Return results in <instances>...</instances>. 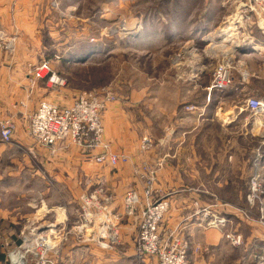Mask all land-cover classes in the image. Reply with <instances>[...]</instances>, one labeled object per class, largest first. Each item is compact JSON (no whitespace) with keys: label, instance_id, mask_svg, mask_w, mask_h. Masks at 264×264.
Instances as JSON below:
<instances>
[{"label":"rangeland","instance_id":"374dc122","mask_svg":"<svg viewBox=\"0 0 264 264\" xmlns=\"http://www.w3.org/2000/svg\"><path fill=\"white\" fill-rule=\"evenodd\" d=\"M52 1L41 0L36 7L30 0H0V56L3 62H12L15 67H21L18 73L23 77L25 76V82L30 86L28 94L32 92V89L36 85L40 84L41 89H44L46 92L45 96L48 97L44 101L69 107L75 97L81 94L108 91L115 98L114 102L107 107L108 110L113 105L119 103H130L133 94L149 93L153 96L152 99L154 100V94L158 93L164 98V101H162L163 106L170 109V101H174L176 93L177 95L179 93L180 96L186 93V85L183 84L187 81L184 80L193 75L195 78L193 87L196 89V101L194 102L199 103V105L185 106L187 111H193L194 107H202V101L197 94L202 93L203 88L209 89L216 96L215 101H211V109H245V103L248 98H257L264 101V56L261 58L258 54H255V50H263L260 48L253 49V47L258 46L264 48V3L262 1H258L257 3L253 1V4H255L252 6L254 11L248 9L250 13H247V9L240 10L241 4H246L247 0H238V3L234 4V6H228V10L225 12L227 15L224 19L210 27V30L205 33V36L203 35L202 39L193 37L192 40H185V38L179 36L183 32L182 29H184V27H179V22H175V28H171V25L173 26L177 18V14H180L181 10L186 8L185 2L187 3V1L182 3L183 0H137L134 4L127 3L107 8L103 4L105 0H89L79 7L75 6L77 9L73 11V14H71L73 9L68 11L69 8H66L67 6L63 4L61 5L59 0ZM56 3L59 5V8L55 7ZM248 6L251 7L249 4ZM239 15L242 17V21L236 20L233 25L236 30L233 28L229 32V34L235 33L233 41L238 42L237 46H239H236L237 48L232 56V81L224 92H217L211 90V86L214 74L223 61L220 58V54L225 52L224 47L227 45L223 42L222 37L225 36V29L232 27L229 25L232 21L229 22L228 18L233 19L237 16L239 17ZM103 16L111 20L107 23L105 21L102 22L103 20L100 17L103 18ZM141 18H143L141 20L142 28L139 24L135 25V27L136 20ZM155 21L160 22L164 32L163 36L166 42L162 44V47L157 49V51L154 48V45L159 40V38L154 37V34L146 36L147 47L139 45L138 41L136 43L132 41L138 38L141 29H144L145 26V30L156 29ZM204 23V21L196 20L195 22H189V25L202 26ZM123 26L130 28L134 26L135 29L139 26L140 29L133 31L132 35L125 36L124 32L126 33V31H131L134 28H127L123 31ZM49 28L54 30L52 38L48 37ZM172 30L174 31L173 35H175L173 38H171ZM65 33L70 35L66 36ZM61 44L62 46H60ZM214 44L216 45L217 53L215 54V51H213L209 54L210 51L208 49L210 45L213 47ZM50 45L51 48H49ZM65 49L70 51V55L69 57L66 56V59L61 57ZM94 53L99 55V57L89 60L90 54ZM246 53L248 55L252 53L251 55L255 57L252 59L248 57L245 63L240 60V56H244ZM27 61L35 62L38 65L45 61L49 62L53 71L65 79V87L61 90H54L47 88L44 82H37L35 84L32 76L35 65L27 66L25 64ZM4 64L7 66V63L4 62ZM240 64L243 66H240ZM7 68L9 67L7 66ZM238 77L242 81L236 85L234 79ZM18 86H3V95L10 93L12 90L14 96L19 97V99L22 98L24 86ZM224 96L228 100V103L226 102L222 105V101L220 100ZM21 100L24 103H20ZM18 101L20 104H16V109L19 107V112L5 116L0 122V128L1 124H5L6 122L14 124L15 131L13 138L9 143H6L2 141L0 134V144H12L17 139L14 136L18 129L17 121H21L19 120V115L24 118L25 113H31V97H24ZM150 104L155 103L152 101ZM253 118L256 119L254 116ZM259 118H264V115ZM153 120V117H146V120L143 119L142 122L148 131L147 135L142 139L141 145L143 147L144 139H149L152 142L150 149H142L144 152L151 151L154 146L155 124ZM162 120L165 126H169L168 132H170V117L163 118ZM26 133L31 138L29 135V122ZM72 147L77 148L80 154H83L82 150L72 143L63 146L64 151L68 152ZM252 149H254L253 146ZM256 154L260 158L257 163L259 168L256 171L254 170L243 181L241 191L244 196H236L233 194V191H227V195L224 196L204 198V205L198 200L193 202L194 208H211L212 212L216 211L225 217L230 222V226L226 227L225 232L234 233L237 230V234L243 236V241L246 238H250L251 231L253 230L251 224L256 223L260 225L259 222L264 221V193L254 195L251 192V184L256 175H259L260 182L258 184H262V189L264 190V159L262 158L264 154L255 153V156ZM244 155L246 157L252 155L250 147L244 152ZM36 158L33 153H28L24 149H4L0 151V170L5 171L6 177H9V173H16L21 168L24 174L27 173V160L30 161L31 165L37 161ZM74 167L71 166L68 170L72 172L74 171ZM93 167V172H99L100 176L108 172L110 168L108 166H98L94 163ZM6 177L5 181L10 185L12 182H8L9 179H6ZM102 178H99L98 184H91V181L84 184L82 192L75 191V187H73L74 183L73 185L68 183L66 195L68 213L64 214L65 218L61 215V219L64 220L62 221L63 225L66 222L67 226L69 223L71 224L68 231L75 226L81 219V216H84L83 208H88L84 200L91 192L98 189L103 190V193L93 202L95 204L92 206L93 208L104 206L111 208V205L114 204V197L109 191L107 182ZM47 182L38 176V179L34 182L35 186L26 187L25 183L27 182L25 180L22 183H18L17 180L15 182L16 186L13 187L12 193L9 194L16 197L20 191L23 196L28 192L30 194L27 196L28 199L34 197V201L37 202H35V208H28L25 205L21 208H0L5 210L4 214H0V244L3 242L4 248L0 250V256H5L4 264H10V255L18 249H20L22 254L26 253L20 247L24 245V238L30 240L34 229L38 230V235H42L48 239L49 246L48 248L46 245V248L43 247L44 245L37 246L36 248L34 245L29 247L30 249L35 248L34 252L38 255V257L33 258V264H43L42 255L46 258V264H93L96 258L92 260V258H89V255L92 253L91 251L94 247L100 253H109V256L113 254L114 264H134L140 260L139 258L141 257L137 253L136 245H126L121 240L119 244L105 245L102 240H99L100 244L97 246L89 244L80 246L78 249H81L82 252L79 253L80 256L78 258L77 254L71 257L72 260L67 258L63 261L61 253L65 246L62 245L64 242L61 245L59 243V239L63 235L62 232L56 233L54 237L48 235L50 230L61 231L62 228L54 224L56 223L54 221V213L45 216L46 213H50L49 208H42L43 199L41 192L46 191L45 184ZM30 183L29 181L28 184ZM58 198L57 191L50 193L52 205L58 201ZM109 199L110 202H107ZM159 199L168 200L167 197H154V200ZM6 200L9 203L14 201L10 196ZM114 213L112 211V216L108 220L119 230V237L122 238L121 236H124V232L121 226H126L128 223L127 219L129 218L123 214L118 215L117 211ZM29 215L33 218L37 215L38 220L34 222H31V220L29 222L26 219ZM42 215H44L45 219ZM4 218L16 219L17 221L14 222L16 225L10 223V220H4ZM55 226V229H51ZM103 227L104 224L99 225L98 223V226L93 231V236H103ZM5 232L13 234L7 237L9 241L13 239V243L4 238ZM136 233L137 231L134 232L132 237L133 243ZM90 234L91 232L88 233L89 236ZM75 236L74 233H70L68 238ZM68 247L71 248V246ZM128 252L136 254L138 258L134 256L136 260L133 262L125 256V253Z\"/></svg>","mask_w":264,"mask_h":264},{"label":"crops","instance_id":"0c3cea01","mask_svg":"<svg viewBox=\"0 0 264 264\" xmlns=\"http://www.w3.org/2000/svg\"><path fill=\"white\" fill-rule=\"evenodd\" d=\"M40 1L30 0L36 7ZM59 1L61 5L63 4L67 6L66 8H69L68 11L73 9L71 13L73 14V11L77 9L76 7L83 5L89 0ZM136 1L105 0L103 4L108 8L127 3L134 4ZM184 1H187V3L185 2L186 8H183L184 10L177 14V18L171 28H175V22H179V27H184L182 29L183 32L179 36L185 38V40H192L193 37L202 39L206 35L205 33L210 30V27L224 19L227 15L225 12L228 10V6H234V4L238 3V0H183L182 3ZM36 7L34 8L37 9ZM104 17L106 16L100 17L103 20L102 22L105 21L107 23L111 20ZM142 19L136 20L134 26L139 24L142 28ZM196 20L207 23L202 26L189 25V22H195ZM155 23L156 29L145 30V26L144 29H141L138 38L132 41L134 43L138 41L139 45L147 47L146 36L154 34V37L159 38L154 45L157 51L166 41L164 40V32L160 22L155 21ZM53 32L54 30L49 28L48 37L52 38ZM173 33L174 31L172 30L171 38L175 37ZM67 35L70 34L67 33ZM49 48H51V45ZM262 49L263 52H258L261 58L264 56V48ZM63 51L64 53H62L61 57L66 59L65 57H69L70 51L68 49ZM95 57H99V55L96 53L90 54L88 59H94ZM248 57L252 59L255 56L251 55ZM248 57L241 55L240 60L246 63ZM4 62L7 63L9 68ZM4 62L0 56V122L5 116L19 112V107L16 109V104L24 103L26 98L23 99L24 101L21 100L20 103H18V100L24 97H31L32 103L31 105L29 104L31 113H25L24 118L19 115V120L21 121H17L18 129L14 136L17 139L12 144H0V151L8 148L24 149L28 153H33L37 157V161L30 165V161L27 160V173L24 174L22 168H18L19 170L16 173H9V177H6L5 171L0 170V208H21L24 205L28 208H35L36 201H34V197L28 199L27 196L30 195L28 192L23 196L20 191L16 197L9 194L12 193L11 190L16 186L15 182L17 180L18 183H22L25 180L27 182L25 183L26 187L35 186L34 182L40 176L41 179L48 181L45 184L46 191L41 192L43 199L42 208H49L50 211L45 216L54 213V221L56 222L54 224L64 229V234L68 232L71 226L70 223L67 226V222L63 225L62 221L64 220L61 219V215L65 218L64 214L68 213V208H66L68 183L71 185L74 183L75 191L82 192L84 184L89 181H91V184H96L99 178L103 177L102 179L107 182L109 191L115 200L110 210L115 213L117 211L118 215H122L124 196L129 190L137 191L140 196H143L144 180L135 172V169L147 166L156 170L155 197H167L171 203L163 228L177 230L190 244L188 264H258L257 257L264 254V228L262 226L256 223L251 224L253 230L250 238L244 239L242 246L234 247L224 238L221 232L204 227L201 216L196 214L198 210L194 208L193 202L198 200L204 205V198L224 196L227 195V191H233L236 196H244L241 191L243 181L254 170L256 171L259 168L257 163L260 158L257 157V154L255 156V153L264 154V118L254 119L251 112L245 109H211V101H215L216 96L205 88L202 89V93L197 94L202 101V107H194L193 111H187L185 106L199 105V103L194 102L196 101V89L193 87L195 79L193 75V78L190 76L184 80L187 81L183 84L186 85V93L181 94V96L176 93L174 101H170V109L163 106L162 101H164V98L158 93L154 94V100L149 93L133 94L130 103L124 102L123 104L113 105L103 115L106 141L111 144L115 153L129 157L130 162L116 168L110 167L108 172L100 176L99 172H93V163L87 161L86 157L80 154L77 148L72 147L68 152L64 151V147L53 153L50 148L37 145L28 136L26 132L29 117L36 112L40 101H44L48 97L45 96L46 92L41 89L40 84L36 85L32 92L28 94L30 86L25 82V76L23 77L18 73L21 67H15L12 62ZM25 64L27 66L38 65L31 61H27ZM3 73L5 74L2 75ZM234 81L237 85L242 80L238 77ZM15 85H19L18 87L20 85L24 86L23 93L26 96L23 94L21 95L23 97L19 99V97L14 96L12 90L10 93L3 95V86ZM152 101L155 104L151 105L150 102ZM220 101L224 105L228 100L224 96ZM146 117H153L155 124L154 146L149 152H144L141 145L142 139L147 135L148 131L142 123L143 119L146 120ZM169 117L171 122L170 132H168L169 126L166 125V128L162 120ZM260 121L262 125H260ZM252 146L254 149H252ZM249 147L252 155L246 157L244 152ZM262 158L264 159V155ZM71 166H75L72 172L68 170ZM5 177L9 179L8 182H12L10 185L5 181ZM29 181L31 182L30 184H28ZM52 191H57L59 197L54 205L51 204L52 199H50ZM8 196L12 197L14 201L9 203L6 200ZM209 209L211 210V208ZM4 213L5 210L0 209V214ZM37 215L34 218L32 217L33 214L32 216L29 215L26 219L29 222L31 220V222H34L38 220ZM42 216L45 219L44 215ZM4 220H10L13 225H16L14 222L17 221L13 218H4ZM127 221L126 226H121L124 236L122 235L120 240L126 245H136L135 239L134 243L132 240L136 231L134 226H132L134 220L127 219ZM4 234V238L7 241H9L7 237L13 235L11 233L7 234V232ZM87 239L89 238H85L82 241L77 236L72 238L67 236L66 241L62 244L65 246L61 253L62 260L71 259L72 256L77 254L78 258L80 256L79 253L82 252L78 248L83 244L91 246L100 244L98 238L94 240ZM10 241L11 243L14 242L13 239H10ZM68 246H71V248ZM72 248L74 250L71 251ZM1 249H4L3 242L0 244ZM91 252L89 258H92V260L96 258L93 264H114L113 254L109 256V253H100L96 247ZM125 256L133 262L136 260V258L134 259L136 254L132 252L125 253ZM139 259L134 264H158L154 258ZM4 260L5 256H0V264H4Z\"/></svg>","mask_w":264,"mask_h":264},{"label":"built area","instance_id":"2783aa9c","mask_svg":"<svg viewBox=\"0 0 264 264\" xmlns=\"http://www.w3.org/2000/svg\"><path fill=\"white\" fill-rule=\"evenodd\" d=\"M253 1L255 3L258 1L264 3V0H247L246 4H241L240 10L247 9V13H250L248 9L254 11L252 6L255 4H253ZM55 7L59 8V5L56 3ZM131 28H134V26ZM139 29L140 27L138 26L137 29L134 28L133 30L138 31ZM247 56L248 54L244 55V57ZM231 70L232 61L224 62L223 60L214 74L211 90L224 92L232 81ZM32 76L35 84L44 82L47 88L50 89L61 90L66 85L65 79L53 71L47 61L35 66ZM114 100L113 94L104 91L81 94L75 97L69 107L42 101L36 112L29 118V135L37 144L50 148L53 153L63 148L66 144L72 143L82 150L87 161L98 166L116 168L120 165H126L130 162V158L113 152L111 144L105 139L103 114ZM245 110L250 111L256 118L262 117L264 115V101L257 98H248L245 103ZM0 129L2 141L9 143L15 131L14 124L6 122L1 124ZM151 147L152 142L149 139H144L142 149L148 150ZM135 172L144 180L143 196H140L137 191L129 190L124 196L123 215L134 220V228L137 231L135 244L138 255L141 258H154L158 264H188L189 242L177 230L163 228L171 203L166 199L154 200L156 170L143 166L136 168ZM259 179V175L254 176L251 184V192L254 195L264 193L262 184H258L260 182ZM102 193L103 190L98 189L85 197L84 201L88 208H83L84 216H81V219L70 231L63 234L64 229L61 231L50 230V237L62 232L63 235H59L61 236L60 245L66 241L70 233H74L82 241L85 238L90 240L98 238L105 245L119 244V230L108 220L112 214L110 208L107 206L92 207L95 205L93 202ZM107 202H110V199ZM197 210L196 214L201 216L205 228L218 230L234 247L242 246V235L236 232H225L226 227L230 226V222L225 217L216 211L212 212L209 208H197ZM98 223L99 225L104 224L102 228L104 234L96 237L93 236V231L98 226ZM259 223L264 228V221ZM55 228L56 226L51 229ZM90 232L89 236L88 233ZM38 233V230L34 229L30 240L24 238V245L20 248L25 250L26 253L22 254L20 249L16 250L15 253L10 255V264H33V258L38 257L34 252L35 248L40 245H44L43 247L46 245L48 248V239L38 235ZM33 245L35 248L30 249L29 247ZM15 259H18V262ZM42 260L43 264L47 263L43 255ZM257 260L258 264H264V254L258 256Z\"/></svg>","mask_w":264,"mask_h":264},{"label":"bare ground","instance_id":"6f19581e","mask_svg":"<svg viewBox=\"0 0 264 264\" xmlns=\"http://www.w3.org/2000/svg\"><path fill=\"white\" fill-rule=\"evenodd\" d=\"M228 20H229V22L230 21H232L231 22V24H229L230 26H232L231 28L229 27V28H226L225 29V36L224 37H222V39H223V42L224 43H226L227 45L224 47V49H225V52L224 53H222V54H220V58H222L223 60H224V62H231L232 61V56H233V52H235V49L237 48V47H239V46H237L238 45V42H235V41H233V37L235 36V33H233V34H229V32L231 31V30H233V28H234V30H236L235 29V27H233V25H234V22L236 21V20H241L242 21V17H240V15H239V17L237 16V17H235V18H233V19H231V18H228ZM127 28H130V27H125V26H123V31H125ZM133 31H135V30H131V31H126V33L124 32V35L126 36V35H132L131 33H133ZM224 31V30H223ZM221 32H222V30H221ZM112 34H113V32H112ZM128 35V36H129ZM214 43V42H213ZM237 46V47H236ZM257 48H260V49H262L261 47H255V48H253L254 50L255 49H257ZM216 49V50H215ZM263 50V49H262ZM208 51H210V53L209 54H211V52H213V51H215V54L217 53V48H216V45L214 44L213 45V47H211V45H210V48L208 49ZM255 54H258V50H255ZM260 52H263V51H260ZM246 54H248V53H246ZM252 54V53H251ZM214 55V54H213ZM248 56H250V55H248ZM247 56V57H248ZM240 66H243L242 64H240ZM260 125H262V122L260 121ZM16 260V259H15ZM17 262H18V259L16 260Z\"/></svg>","mask_w":264,"mask_h":264}]
</instances>
